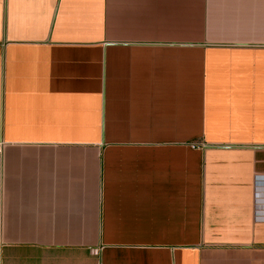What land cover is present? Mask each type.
<instances>
[{
  "label": "crops",
  "instance_id": "0c3cea01",
  "mask_svg": "<svg viewBox=\"0 0 264 264\" xmlns=\"http://www.w3.org/2000/svg\"><path fill=\"white\" fill-rule=\"evenodd\" d=\"M0 264H264V0H0Z\"/></svg>",
  "mask_w": 264,
  "mask_h": 264
},
{
  "label": "built area",
  "instance_id": "2783aa9c",
  "mask_svg": "<svg viewBox=\"0 0 264 264\" xmlns=\"http://www.w3.org/2000/svg\"><path fill=\"white\" fill-rule=\"evenodd\" d=\"M196 147V146H195Z\"/></svg>",
  "mask_w": 264,
  "mask_h": 264
}]
</instances>
